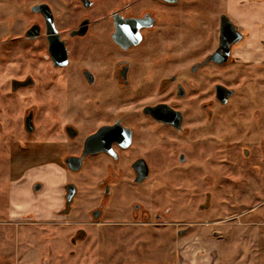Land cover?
Returning a JSON list of instances; mask_svg holds the SVG:
<instances>
[{
  "label": "flooded vegetation",
  "instance_id": "1",
  "mask_svg": "<svg viewBox=\"0 0 264 264\" xmlns=\"http://www.w3.org/2000/svg\"><path fill=\"white\" fill-rule=\"evenodd\" d=\"M227 16L224 0H0L3 155L18 157L13 145H32L62 174L44 216L17 214L32 207L44 182L10 168L15 179L0 186L7 218L43 230L58 225L63 248L49 247L43 264L54 253L55 264H131V250L141 258L178 211L188 214L176 224L178 236L194 223L217 225L219 218H192L215 208V192L224 193L231 176L242 189L248 176L255 181L231 205L243 212L250 200L248 211L263 209L264 52L233 56L243 36L225 58ZM244 66L253 71L248 85ZM230 90L221 103L218 94ZM211 171L220 177L215 192ZM167 172L199 182L194 189L177 182L190 196L179 207L162 190ZM45 235L34 240L43 245ZM18 249L19 236L1 249L0 264H20Z\"/></svg>",
  "mask_w": 264,
  "mask_h": 264
},
{
  "label": "rangeland",
  "instance_id": "2",
  "mask_svg": "<svg viewBox=\"0 0 264 264\" xmlns=\"http://www.w3.org/2000/svg\"><path fill=\"white\" fill-rule=\"evenodd\" d=\"M214 25L216 27L217 22H215ZM239 44L240 45L235 48L233 56H236V53L240 54L243 58L254 57V59H258L263 56L264 45L262 44H264V42H262V44H245V42H241ZM247 71L253 73L250 67H243L241 76L244 78L246 85L253 83L250 78L251 75H248ZM262 83H264V80H262ZM243 88L245 89L243 95L246 97V87ZM239 89H241V87H238L237 94L232 98V102L234 101L237 103V101L241 99L240 97L242 96ZM249 90L253 89L251 88ZM253 91L258 92L257 89ZM255 92H249L248 97L251 94H256ZM260 94L261 96L264 95V89H262ZM261 104L263 105L262 102L260 105ZM18 115L19 113L17 112L15 116L17 117ZM29 139L32 141L33 136H29ZM13 146L14 149L20 153L17 154L18 157L10 159L3 155V153L5 154L8 152L9 145H7V142L4 143L3 146L0 143V186L7 184L9 179H15L14 176L7 175V170L12 168L18 171L19 174L29 175L33 180L44 182L46 184V189L49 190L42 196V201L46 202L45 205H49L53 198L50 197L51 193L52 195L54 194V188L61 182L62 174L58 171L60 169L59 163L52 159L42 158L36 153L37 151L34 150L32 145L28 147L24 143H21L19 146L18 144ZM167 173L168 174L165 173L166 175L164 174V186L163 189H161L165 197H173V203L177 204L179 207L180 203L185 202L186 197L190 196H185L182 193L185 192L183 188L180 189L176 187L177 182L183 181L191 189L199 186V182L198 180H193L191 177L192 173L185 176H181L180 173ZM210 177L213 184L216 181H220V177L214 171H211ZM230 178H232V176L228 177V181H225L221 185L225 189L224 193L222 189H220L219 192H215V190H217V182L212 187V191L215 192L213 198V202L216 203L215 208L192 218V221L200 222L212 221L219 218L221 219L219 224L212 226L194 223L187 234L178 236L175 233L176 224L181 223V217L185 218L188 215L186 213H181L182 211H178L176 212L178 213L177 216L168 218L167 220L172 224L165 225L161 228L159 232L162 236L161 241L154 239L151 242H146L147 245L145 244L146 247L144 250L142 252L141 250L138 251L141 253V258H138L137 249L131 250V264H204L202 256L205 252L209 254V251H214L217 255L219 254V264H264V206L261 210H258L256 207L255 211L250 212L248 208L251 207L252 202L249 200V202L243 206L244 210L242 212L239 208L231 205L232 202L240 198L239 194L237 196V193H240L241 190H243V193H240L241 199L244 196L248 197V195L251 194L249 191L255 186V181L253 177L248 176L246 179V187L242 189L233 185L230 182ZM20 188L21 187L15 189L18 190ZM1 189L0 187V190ZM55 194L53 196H55ZM223 195L225 197L224 199H222ZM220 196L222 201L219 199ZM4 200L5 196L0 193V210L3 211V217L0 214V252L3 249L11 248L14 240H17L18 236V261L20 264H43L44 257H48L49 255L47 253L49 247L52 248L54 252L60 245V248H63V243L57 245L54 238L55 234L58 235V225L52 224L51 226L49 225L51 229L46 230V228L43 230L38 225L31 226L26 223H17L20 219L6 217L7 203ZM173 207L175 206L173 205ZM52 208H55V206H52ZM175 209L177 210L178 208ZM180 209L181 208H179V210ZM29 213H33L29 208L17 212L18 215H28ZM182 226L184 227V225L180 227ZM213 230H217L216 235L211 233ZM40 232L51 236V238L48 239L45 235L46 240L44 241V246L40 245L39 241L34 240V234L38 235ZM29 233L33 235L31 237L25 235ZM178 253H180L179 257ZM3 254H5V252H3ZM56 256L55 253L49 256L50 264H55Z\"/></svg>",
  "mask_w": 264,
  "mask_h": 264
},
{
  "label": "crops",
  "instance_id": "3",
  "mask_svg": "<svg viewBox=\"0 0 264 264\" xmlns=\"http://www.w3.org/2000/svg\"><path fill=\"white\" fill-rule=\"evenodd\" d=\"M224 3L230 20L239 27L243 36L245 34L242 42L245 44H262L264 42V0H224ZM21 190H19V195L22 194ZM48 190L46 189L41 195L34 198V204L30 210L37 216H44L50 210L48 205H45L46 202L42 201V196ZM179 256L180 253H178ZM202 257L204 264H219V254L217 255L214 251H209V254L205 252Z\"/></svg>",
  "mask_w": 264,
  "mask_h": 264
},
{
  "label": "water",
  "instance_id": "4",
  "mask_svg": "<svg viewBox=\"0 0 264 264\" xmlns=\"http://www.w3.org/2000/svg\"><path fill=\"white\" fill-rule=\"evenodd\" d=\"M226 35H228V38L226 39ZM243 38V33L240 31L239 27L235 25L230 18L227 16L223 20L222 24V30H221V37H220V44H225L224 45V54L223 56L226 58V55H229L230 53V45L231 44H236L240 42ZM218 94V99L221 101V103L225 104L227 102V99L233 95V91H227L225 94ZM29 126V125H28ZM27 126V121H26V128ZM28 130V129H27Z\"/></svg>",
  "mask_w": 264,
  "mask_h": 264
}]
</instances>
